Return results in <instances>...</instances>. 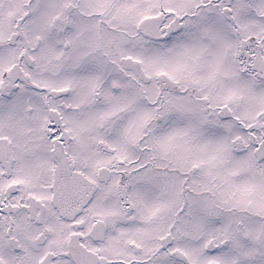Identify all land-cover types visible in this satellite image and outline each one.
I'll return each mask as SVG.
<instances>
[{"label":"snow or ice","instance_id":"6c2138e0","mask_svg":"<svg viewBox=\"0 0 264 264\" xmlns=\"http://www.w3.org/2000/svg\"><path fill=\"white\" fill-rule=\"evenodd\" d=\"M0 264H264V0H0Z\"/></svg>","mask_w":264,"mask_h":264}]
</instances>
